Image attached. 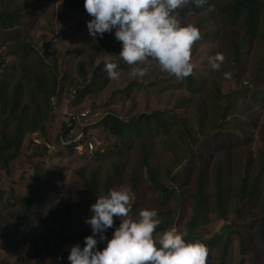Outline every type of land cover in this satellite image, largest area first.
I'll return each instance as SVG.
<instances>
[{
    "label": "trees",
    "instance_id": "obj_1",
    "mask_svg": "<svg viewBox=\"0 0 264 264\" xmlns=\"http://www.w3.org/2000/svg\"><path fill=\"white\" fill-rule=\"evenodd\" d=\"M84 2L67 0L65 19L68 15L86 12ZM34 4V0H0V40L3 42L0 48L5 44V56L12 59L6 61L4 55L0 56V169L20 159L27 136L30 152L26 155L40 158L24 191L13 199H0V242L11 248L8 259L1 264H44L45 261L70 264L71 246L79 243L83 247L85 237L92 234L91 226L85 223L92 215L90 206L97 196L121 185L132 189L134 217L144 208L158 210L162 223L157 233L172 227L191 208L184 238L199 240L207 246V264L211 262L212 251L221 246V264H226L228 246L234 235L239 238L238 264H264V131L255 157L241 152L233 156L230 148L245 142L246 135L232 131L235 125L229 129L227 125L229 113L237 110L233 97L243 98L249 86L253 87V99L264 102L261 87L264 57L253 68L250 85L243 84L239 74L246 69L243 43L258 40L264 43V0H207L203 7L191 4L179 9L182 22H194L201 31L197 48L201 45L200 48L209 49L202 62L205 68L200 70L194 66L193 74L184 80L172 77L149 83L132 81L125 88L115 90L119 100L135 97L138 90L158 95L176 87L187 93L173 106L167 102L163 107H146L125 116L105 114L93 127L111 133L115 142L104 148L97 144L92 158L114 159L112 167L101 175V169L87 171L82 166L76 171L74 181L63 183L57 182L59 174L54 168L45 169L50 165L48 158L63 153L62 150L50 153L44 144L38 145L32 140L36 134L43 141L56 143L66 129L64 123L56 139L47 136L44 120L54 109L52 98L59 99L67 90L73 96V106L81 104L90 92L102 90L111 81L104 70L105 55L112 56L120 71L130 67L118 58L122 44L105 33L90 40L87 60L82 58L77 64L82 82L78 83L66 70L61 74L54 63H48L30 37L38 18ZM213 23L218 27L212 28ZM218 37L223 40L219 48L204 41ZM217 53L226 57L218 71L209 62ZM230 68L237 70L239 77H236L237 85L225 92L219 84L224 80L223 73ZM209 82L213 83L206 86ZM200 94L208 96L207 108L200 104L204 100L194 102L193 96ZM191 104L198 105L191 107ZM241 128L247 133L245 127ZM65 150L68 154L77 153L73 148ZM165 153L171 156L168 159L171 165L162 167L159 161ZM147 196L148 202H145L143 197ZM211 207H217L220 214L233 212L234 222L227 220L221 235L209 238L194 230L207 222ZM120 223L114 217V227L106 232L108 239ZM106 243L103 241L98 247L103 249Z\"/></svg>",
    "mask_w": 264,
    "mask_h": 264
},
{
    "label": "rangeland",
    "instance_id": "obj_2",
    "mask_svg": "<svg viewBox=\"0 0 264 264\" xmlns=\"http://www.w3.org/2000/svg\"><path fill=\"white\" fill-rule=\"evenodd\" d=\"M34 3L35 10L38 12V18L36 26L30 30V37L33 43L48 63H54V65L57 66V69L61 74L66 70L73 75L76 81L78 80V83L82 82V78L79 76L76 69L78 62L82 58L87 60L86 52L91 47L90 40H94L87 27V21L91 20L92 17L87 12H82L78 15H68L67 19H65L64 11L67 8V0H34ZM211 27L217 28L218 25L217 23H213ZM108 34L115 38V29H113L112 33ZM98 36L99 35H97L95 39H97ZM198 41L193 46L192 63L194 66H197L196 68L202 70V68H205V65L202 64V62L209 49L205 48L206 46L200 48L201 45L197 48ZM204 41L209 42V45L218 48L223 46V40L219 37L209 38L208 41L204 39ZM2 43V40H0V45ZM243 45L246 46V69H243L239 74L240 78H242V83L248 86L250 85L249 77L254 75L253 68H257L264 57V43H261V41L258 40L251 44L243 43ZM6 53L7 46L3 44L0 48V56L4 55L6 61H11L12 59L10 57L5 56ZM129 72L130 68L121 71V76L118 81L111 80L102 90L90 92L79 105L72 106L73 96L67 90L62 93L59 99H57V97L52 98L51 104L54 106V109L50 111L44 120L47 136L56 139L60 130L62 131V126L70 114H78L80 111L89 109L90 115L86 125L88 128L86 132L89 134V137L94 140L96 145L100 144L99 146L104 148L108 144L112 145L115 142V137L108 131L93 126H96L105 114L112 112L125 116L127 114H135L139 111H143L146 107H163L167 102L173 106L180 97L187 93L183 88L177 89L176 87H172L166 92L158 95H149V92L146 90H138V94L135 97L126 100H119L120 95H114V91L125 88L132 81L149 83L172 78V76H169L166 73H161L158 66L154 67L144 78H132L129 76ZM228 72L231 73L230 78L224 77V80L219 84L225 92L228 90L231 91V89L237 85L236 77H239V74L236 75L237 70L235 69L230 68ZM212 83L209 82L206 86H209ZM69 87L70 86H67V88ZM261 87L264 90V85ZM252 92L253 87L249 86V90L246 91L243 98L233 97L237 104V110L234 109L229 113L228 118L230 120L227 123L228 129L236 126L232 131L243 136L246 135L245 142L242 141V143L230 148V155L233 156L241 152L243 155L245 154L249 157H255L262 145V134L264 131V102L261 100H254ZM193 97L195 103L204 100L200 104L207 108L209 103L208 96L205 97L204 94H200ZM197 105L198 104H191V107ZM207 110L209 111V109ZM243 121H245L246 124H243ZM241 127H245L247 133H245ZM29 145L30 139L27 136L23 147V155L20 159L16 160L10 165V167L0 169V199L7 200V198L10 197L13 199L16 195L23 192L31 180L30 175L32 174L33 166L36 162L40 164V158H31L26 155L30 152ZM62 152L63 153L61 154L50 156L48 158L50 165H46L45 167V169H55V173L59 174L57 182L60 183L74 181L77 178L76 171L82 166H86L87 171L93 168L101 169L100 174L104 175L106 171L110 170L114 162V159L111 158L106 160H95L92 158L93 152L84 155L82 158L80 155H77V153L68 154L66 150H62ZM165 154L159 161V164L162 167L168 164L171 165L168 161L171 156ZM161 166L160 170L163 169ZM128 171H130V167H128ZM165 181H167V179H165ZM132 198L134 202L133 195ZM147 198L149 197H143L145 202H148ZM211 202L215 204V200L211 199ZM207 213V222L203 223L201 227H197L194 230V233H202L205 237L209 238L215 234L221 235L223 224L227 220L228 222H234L232 220L234 214L231 211H225L223 214H220L217 212V207H211ZM191 215L192 209L188 208L184 218L181 220L177 219L173 224V226H176L184 235L187 233V219ZM34 231H36L35 228ZM221 248L222 246L217 247L212 251V259L208 264H221L219 253ZM10 250L11 248H9L5 242H0V264L3 260L8 259ZM227 255L228 259L226 264H238L241 255L239 238L236 235H234L230 241ZM44 264L49 263L45 261Z\"/></svg>",
    "mask_w": 264,
    "mask_h": 264
},
{
    "label": "clouds",
    "instance_id": "obj_3",
    "mask_svg": "<svg viewBox=\"0 0 264 264\" xmlns=\"http://www.w3.org/2000/svg\"><path fill=\"white\" fill-rule=\"evenodd\" d=\"M206 3L207 0H85L84 7L92 17L87 27L94 39L115 29V39L122 44L118 58L130 67V77L144 78L158 66L161 73L184 80L194 72L192 50L202 34L195 23H183L178 10ZM225 60L224 54L217 53L209 62L218 71ZM104 70L109 80L120 79L119 64L110 54L104 57ZM223 75L230 78L231 73ZM132 208L130 186L113 187L107 194L97 196L90 206L92 215L85 220L92 234L85 237L83 247L79 243L71 246L70 264H207L209 250L203 242L186 241L176 226L157 233L162 223L158 210L144 208L134 217ZM114 217L121 223L108 239L106 232L114 227ZM103 241H107L106 246L100 249L98 245Z\"/></svg>",
    "mask_w": 264,
    "mask_h": 264
},
{
    "label": "built area",
    "instance_id": "obj_4",
    "mask_svg": "<svg viewBox=\"0 0 264 264\" xmlns=\"http://www.w3.org/2000/svg\"><path fill=\"white\" fill-rule=\"evenodd\" d=\"M89 115V109L80 111L78 114H70L65 121L66 129L58 136L56 143L43 141L36 134L32 136V140L35 144H44L50 153L59 152L66 148H73L80 155L92 153L96 149V144L84 130Z\"/></svg>",
    "mask_w": 264,
    "mask_h": 264
}]
</instances>
